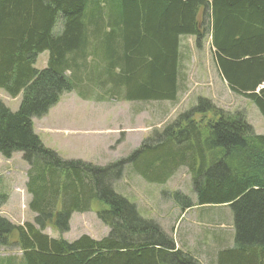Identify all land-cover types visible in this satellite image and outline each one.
<instances>
[{"label": "trees", "instance_id": "trees-1", "mask_svg": "<svg viewBox=\"0 0 264 264\" xmlns=\"http://www.w3.org/2000/svg\"><path fill=\"white\" fill-rule=\"evenodd\" d=\"M209 30L220 78L264 117V0H0V89L21 96L14 112L0 102V155L21 153L35 214L23 225L0 217V246L15 241L22 264H201L112 189L126 166L159 184L184 166L195 202L170 194L182 212L194 205L232 211V244L213 263L264 264V134L255 133L243 111L199 97L104 166L62 159L33 131L32 119L63 93L79 95L83 81L123 101L175 100L179 38L191 35L199 43ZM44 51L46 66L37 69ZM95 204L102 205L96 214L109 227L107 236L67 242L42 233L46 224L67 231L73 212Z\"/></svg>", "mask_w": 264, "mask_h": 264}, {"label": "rangeland", "instance_id": "rangeland-1", "mask_svg": "<svg viewBox=\"0 0 264 264\" xmlns=\"http://www.w3.org/2000/svg\"><path fill=\"white\" fill-rule=\"evenodd\" d=\"M209 33L210 30L199 43L195 36L179 38L175 100L123 101L83 81L79 95L76 90L63 93L44 116L32 120L34 133L62 159L104 166L130 154L144 138L161 131L203 97L221 109L243 111L255 133L264 134V117L257 107L252 101L227 90L220 79L212 58ZM47 57V51L40 53L35 67L44 68ZM80 89L84 98L80 97ZM20 100V95L10 98L0 90V102L12 112L17 110ZM21 156L20 152L8 159L0 155V217L14 225L33 223L35 217L28 208L30 195L25 189L28 165ZM112 189L135 204L141 217L155 221L174 239L176 247L193 254L201 264H215L216 252L232 244L233 215L229 206L194 205L182 212L170 196L179 191L195 202L191 177L184 166L164 184L147 182L126 166L122 176L112 183ZM97 205L95 210L73 212L67 231L59 232L52 224H46L42 233L67 242L82 235L92 239L107 236L110 229L97 217L96 211L102 206ZM7 259L9 262H5ZM18 259L22 264V251L15 241L12 246H0L3 264H17Z\"/></svg>", "mask_w": 264, "mask_h": 264}, {"label": "crops", "instance_id": "crops-1", "mask_svg": "<svg viewBox=\"0 0 264 264\" xmlns=\"http://www.w3.org/2000/svg\"><path fill=\"white\" fill-rule=\"evenodd\" d=\"M220 77V76H219ZM221 79V78H220ZM222 80V79H221ZM222 82L225 84V88L230 91L227 84L222 80ZM231 92V91H230ZM10 259L5 260V262H9ZM0 264H3V261L0 260ZM17 264H19V259L17 260Z\"/></svg>", "mask_w": 264, "mask_h": 264}]
</instances>
